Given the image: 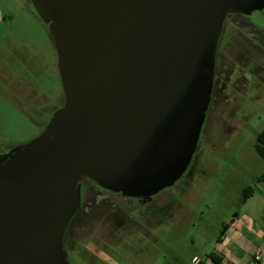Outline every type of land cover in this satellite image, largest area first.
<instances>
[{
    "label": "water",
    "instance_id": "obj_1",
    "mask_svg": "<svg viewBox=\"0 0 264 264\" xmlns=\"http://www.w3.org/2000/svg\"><path fill=\"white\" fill-rule=\"evenodd\" d=\"M64 97L43 131L0 155V264H68L81 183L144 202L197 149L225 19L264 0H27Z\"/></svg>",
    "mask_w": 264,
    "mask_h": 264
},
{
    "label": "rangeland",
    "instance_id": "obj_2",
    "mask_svg": "<svg viewBox=\"0 0 264 264\" xmlns=\"http://www.w3.org/2000/svg\"><path fill=\"white\" fill-rule=\"evenodd\" d=\"M0 18L2 151L32 141L47 118L39 113L37 103L25 101L23 96L42 94L54 99L61 85L47 27L22 0H0ZM262 68L264 71V61ZM261 88L264 93V86ZM251 93L242 99L244 114L230 116L224 102L210 111L203 125L201 154L185 191H180V198L173 196L174 202L171 195H179V191L166 195L170 203L166 219L158 225L160 219L152 220L147 237L135 231L119 236L114 264H195L193 257L201 264L217 248L223 225L235 217L241 229L249 222L253 229L264 228V180H259L264 162L253 148L256 135L264 129V98L250 101ZM246 188H253L254 195L239 206ZM91 202L99 205L100 200Z\"/></svg>",
    "mask_w": 264,
    "mask_h": 264
},
{
    "label": "flooded vegetation",
    "instance_id": "obj_3",
    "mask_svg": "<svg viewBox=\"0 0 264 264\" xmlns=\"http://www.w3.org/2000/svg\"><path fill=\"white\" fill-rule=\"evenodd\" d=\"M22 2L31 10L27 0ZM263 61L264 22L240 15L228 16L223 23L216 49L212 91L205 122L210 111L221 102L227 103L226 111L232 116L246 113L242 99L249 91L252 92L250 101L264 98L261 88L264 86ZM8 90H13V86L10 85ZM36 97L26 93L23 99L32 104L37 103L39 113L47 117L42 123L41 134L53 112L62 106L64 97L62 89L54 99L42 94ZM204 127L197 149L183 176L171 188L152 196L150 201L123 198L119 194L97 188L90 180L82 181L80 208L69 222L63 238L68 264H114L121 234L135 231L145 238L148 236L147 229L153 226L152 220L160 219L155 224L158 225L166 219L170 203H167L168 199L165 197L174 190L179 191V195L173 193L171 198H180V191H185L187 178L195 169L201 154L200 141L202 142ZM12 148L15 147L0 151V155ZM96 198L100 200L99 205L91 202Z\"/></svg>",
    "mask_w": 264,
    "mask_h": 264
},
{
    "label": "crops",
    "instance_id": "obj_4",
    "mask_svg": "<svg viewBox=\"0 0 264 264\" xmlns=\"http://www.w3.org/2000/svg\"><path fill=\"white\" fill-rule=\"evenodd\" d=\"M261 180L263 181L264 179ZM262 231H264V228L261 231L253 229L251 222L241 229L238 225V218L235 217L228 224V228L224 232L221 242L217 244V248L211 252L215 253L218 259H221L220 264H248L259 248L264 249V242H261L264 241V232ZM201 264L213 263L206 259Z\"/></svg>",
    "mask_w": 264,
    "mask_h": 264
},
{
    "label": "trees",
    "instance_id": "obj_5",
    "mask_svg": "<svg viewBox=\"0 0 264 264\" xmlns=\"http://www.w3.org/2000/svg\"><path fill=\"white\" fill-rule=\"evenodd\" d=\"M29 7L32 11V13L36 16V14L33 12L30 4ZM37 17V16H36ZM38 19V18H37ZM51 38V37H50ZM254 151L256 155L264 162V129L261 130L255 137V142H254ZM264 179V174H262L259 178ZM254 194V189L253 188H246L241 192L240 200H239V206H243L246 201ZM228 224H224L222 229L219 232V235L216 239V243H220L222 240V236L224 232L227 230ZM206 259L210 260L213 264H220L221 259L217 258V255L213 252L209 253L206 255Z\"/></svg>",
    "mask_w": 264,
    "mask_h": 264
},
{
    "label": "built area",
    "instance_id": "obj_6",
    "mask_svg": "<svg viewBox=\"0 0 264 264\" xmlns=\"http://www.w3.org/2000/svg\"><path fill=\"white\" fill-rule=\"evenodd\" d=\"M198 262L197 258H194V263ZM248 264H264V249L259 248L251 257Z\"/></svg>",
    "mask_w": 264,
    "mask_h": 264
}]
</instances>
